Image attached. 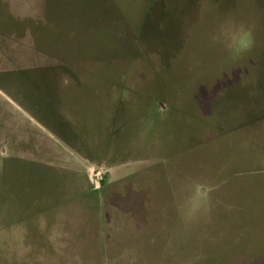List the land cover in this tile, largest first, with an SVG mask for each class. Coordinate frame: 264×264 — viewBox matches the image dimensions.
I'll list each match as a JSON object with an SVG mask.
<instances>
[{
  "label": "rangeland",
  "instance_id": "rangeland-1",
  "mask_svg": "<svg viewBox=\"0 0 264 264\" xmlns=\"http://www.w3.org/2000/svg\"><path fill=\"white\" fill-rule=\"evenodd\" d=\"M0 264H264V0H0Z\"/></svg>",
  "mask_w": 264,
  "mask_h": 264
},
{
  "label": "clouds",
  "instance_id": "clouds-1",
  "mask_svg": "<svg viewBox=\"0 0 264 264\" xmlns=\"http://www.w3.org/2000/svg\"><path fill=\"white\" fill-rule=\"evenodd\" d=\"M248 42H249V38H248L247 34H244L243 36H241L239 38L240 46H245Z\"/></svg>",
  "mask_w": 264,
  "mask_h": 264
}]
</instances>
